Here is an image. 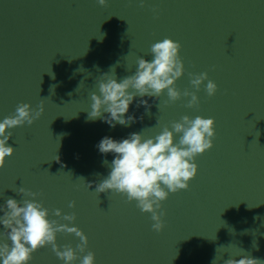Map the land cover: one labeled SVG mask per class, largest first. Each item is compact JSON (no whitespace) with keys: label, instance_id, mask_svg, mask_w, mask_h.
I'll use <instances>...</instances> for the list:
<instances>
[{"label":"water","instance_id":"95a60500","mask_svg":"<svg viewBox=\"0 0 264 264\" xmlns=\"http://www.w3.org/2000/svg\"><path fill=\"white\" fill-rule=\"evenodd\" d=\"M165 37L181 44L185 73L176 88L196 92L199 104L189 108L182 96L165 106L166 93L146 96L149 116L137 97L131 126L89 121L100 76L112 66L117 80L131 76L136 59L150 60L151 45ZM201 72L216 82L214 96L192 87L189 74ZM21 103L44 111L33 124L9 129L15 151L0 168V205L31 199L13 191L23 187L50 213H74L72 222L50 218L87 235L95 264H211L221 246L224 260L250 255L264 264V0H0V119ZM184 115L214 118L213 147L197 156L189 188L162 202L164 226L154 231L151 214L135 201L95 192L109 171L102 161L113 159L96 145L104 136L154 135ZM79 243L75 234L57 233L61 247ZM84 254L77 249L74 264ZM29 264L63 261L49 245Z\"/></svg>","mask_w":264,"mask_h":264},{"label":"clouds","instance_id":"9594fccd","mask_svg":"<svg viewBox=\"0 0 264 264\" xmlns=\"http://www.w3.org/2000/svg\"><path fill=\"white\" fill-rule=\"evenodd\" d=\"M97 2L103 6L106 0ZM139 3L143 5L145 0H139ZM150 52V60L142 56L136 59V70L131 76L117 80L115 66L100 76L96 82L97 90L90 94V109L86 110L89 121L99 119L111 128L117 125L129 127L137 119L128 114L137 97L141 98L137 101V107L143 105L149 116L151 106L148 100L143 99L146 96L159 99L166 93L168 99L163 102L165 106L182 96L189 98V108L199 104L200 97L196 92L185 90L182 93L175 86L185 73V65L180 56L181 44L165 37L153 43ZM189 75L194 89L199 91L203 86L209 97L216 94L218 86L208 78L207 72ZM81 86L82 82L78 89ZM157 108L161 111V101ZM43 111L42 104L33 108L27 103H21L13 115L0 119V168L15 151L8 143L12 137L9 129L33 124ZM157 124L160 121L157 120ZM215 135L214 118L184 115L179 121H173L170 127L161 125V130L154 135L146 136L144 130H141L131 132L119 140L104 136L96 147L101 154H113V159L110 162L106 159L102 161L109 171L96 185L95 192L111 191L125 195L129 202L135 201L142 212L150 213L153 230L161 231L164 226L162 202L167 200L170 193L189 188L190 182L198 174L196 158L213 147ZM13 191L31 199L18 201L10 197L4 205H0V226L6 230L7 240L11 242L0 245V264H29L34 252L49 245L63 264H74L78 258L77 249L80 253L86 252L79 258V264H95V254L86 251L87 235L70 223L50 218L55 215L63 221L72 222L76 219L74 213L65 214L60 209L50 213L36 199L37 193L23 187ZM68 206L74 208L75 203L70 202ZM59 232L75 234L80 240L77 248L58 245ZM219 248L211 264H219L220 261L223 264H256L259 261L250 255L224 260L223 256L217 255Z\"/></svg>","mask_w":264,"mask_h":264}]
</instances>
